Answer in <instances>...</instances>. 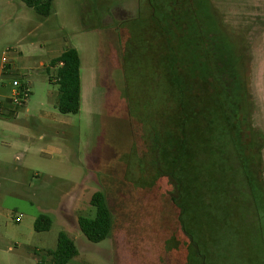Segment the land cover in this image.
<instances>
[{
    "label": "rangeland",
    "instance_id": "1",
    "mask_svg": "<svg viewBox=\"0 0 264 264\" xmlns=\"http://www.w3.org/2000/svg\"><path fill=\"white\" fill-rule=\"evenodd\" d=\"M210 1L231 38L246 47L255 137L240 124L243 153L232 135L220 129L221 115L214 116L220 128L207 131L206 142L187 161L191 204L183 220H189L187 226L209 248L215 264H264V0ZM153 2L159 6V0ZM149 15L147 0H53L48 17L21 0H0V71L6 55L20 68L17 78L31 88L17 117L0 118L1 129L16 123L9 129L17 144L11 150L13 168H19L15 154L30 148L22 175L11 176L18 184L0 176V264H49L47 251L56 248L60 232L77 244L79 253L69 264H178L177 257L165 255L166 240L175 235L187 244V239L178 222L177 227L169 222L172 181L161 173L167 165L158 161L152 131L167 120L174 125L181 108L173 96L161 95L165 83L157 72L149 76L155 81L148 82L150 87L157 82L155 91L143 90L152 93L147 102L135 101L124 79L134 72L147 79L150 70L141 72L132 62L136 57L138 66L145 67L152 60L137 42L143 27L136 18ZM111 30L124 37V56ZM67 47H75L81 57L77 114L59 112L58 85L50 83L46 71ZM13 79L12 73L0 74V93L5 84L4 93L10 94ZM139 86L147 87L143 82ZM126 116L132 117L133 136ZM4 142L0 137V148ZM224 147L231 151L229 160L234 156L232 163ZM230 186L235 188L229 194ZM104 189L113 207V229L107 239L93 243L81 232L78 218L95 217L92 196ZM41 214L52 219V226L37 232L34 222Z\"/></svg>",
    "mask_w": 264,
    "mask_h": 264
},
{
    "label": "trees",
    "instance_id": "2",
    "mask_svg": "<svg viewBox=\"0 0 264 264\" xmlns=\"http://www.w3.org/2000/svg\"><path fill=\"white\" fill-rule=\"evenodd\" d=\"M21 1L27 7L34 9L41 17H48L52 13L53 0ZM139 1L141 2V0ZM147 4L150 10L149 18H139V16L136 18L143 27L141 39L137 42H142L141 46L147 50V57L151 56L152 60L149 58V64L148 66L144 65L145 67L138 66V63L134 61L136 57L132 63L136 65V68H140L141 72L150 71L145 72L146 81L136 74L138 72H134L135 75L133 74L131 78H127L124 73V79L126 83L131 84L127 88L133 91L134 100H144L145 102L149 97L152 98V93L145 92L147 94L142 98L138 94H145L144 91H148V89L149 92H152V89L153 92L155 91L157 82L153 87L148 86V82L155 81H150L153 73L157 72L160 76L159 79L163 77L165 81L169 82L167 84V81L160 80L165 83V89L161 95L173 96L174 100L171 98V101L180 105L181 115L172 126L170 124L173 121L167 120L165 124L162 123L164 126H159L158 129L153 127L152 134L153 143L159 155L158 161L159 163H161L160 160L165 161L167 165L165 168H160L161 173L168 175L174 186L171 197H167L168 203H171L168 209L173 217H168L169 222L174 227H177L178 222L180 233H185L187 239L186 244L183 238H174L176 241L174 246L188 249L189 264H215L211 261L209 248L205 243L201 244V240L199 241L195 236L196 233L187 226L189 220L186 223L183 220V217L188 214L191 204L188 178L186 179L185 175L188 158L194 155L202 143L206 142L207 131L212 130L215 126L217 130L218 127L220 128L218 122L220 120L218 119L214 123V116L221 115L224 124L221 122L222 128L220 129L225 134L232 135L242 152L244 150L238 139L240 124H246L251 132L250 136L255 137L251 117L253 105L246 67V47L239 38L237 42L231 38L217 13L213 12L210 0H159V6L155 5L153 0H147ZM111 36L117 41V50L121 51L124 37L121 33L118 34L113 30H111ZM121 53L124 56L122 51ZM137 53L139 55V48ZM54 70L55 73H53ZM46 71L50 83L58 85L57 109L59 112L77 114L81 106V57L79 51L75 47L67 48L50 60ZM9 74L6 73V75ZM163 75H166V79ZM21 82L22 85L26 84L22 78ZM139 82L145 83L147 87H140ZM154 95L160 96L156 93ZM166 98L164 97V102H166ZM26 104L27 102L20 107H24ZM125 105L127 110L128 103ZM131 118V116H126L125 120L132 135ZM223 150L228 163H232L234 156L233 160L227 158L231 151H226L225 147ZM247 157L251 160L249 156ZM248 168L251 170L249 164ZM234 188L235 186H230L227 190L228 193L233 192ZM185 195L188 203L185 201ZM107 199L109 197L105 189L96 191L91 200L97 208L95 217L80 216L78 218L81 232L93 243L107 239L112 233L114 213L113 207L111 203L107 202ZM173 219L175 223L172 222ZM51 226L52 219L48 215L41 214L35 219L34 229L37 232L48 231ZM172 240V238L166 240L168 247H171L169 243ZM201 246H205L207 250L202 252ZM78 253L75 240L66 232H60L56 248L47 251L48 256L52 259L51 264H69Z\"/></svg>",
    "mask_w": 264,
    "mask_h": 264
},
{
    "label": "crops",
    "instance_id": "3",
    "mask_svg": "<svg viewBox=\"0 0 264 264\" xmlns=\"http://www.w3.org/2000/svg\"><path fill=\"white\" fill-rule=\"evenodd\" d=\"M56 48V47H53ZM69 48V47H67ZM67 48H61L60 53L61 54L64 50H66ZM58 54V55H59ZM41 64H44V62H41ZM10 67V71H12L13 75H18V71L20 70V68H18V66H15L13 63H9ZM2 68V66H1ZM0 74H3V71L1 69ZM25 83V82H24ZM2 84V83H1ZM2 86V90L3 93H0V101L2 102V105L4 107H7L11 110V114L8 115V117L10 118H15L17 117L18 114V109L20 107H16L14 108L11 104V95H12V91L11 90L10 94H5L4 93V89H5V84L1 85ZM59 96V90H58V95H57V99ZM27 105V104H26ZM26 105L24 107H26ZM8 117H0V118H8ZM13 125H11V127H7L8 129H1L0 128V137H2V139H7L8 142H4V144H6L5 147L0 148V176L4 177V180H10L11 183H19V180L11 178V176H17V175H22V172L20 171V168L24 167L26 165V160L29 154V147L25 148L23 151H21L19 154H15L14 158H15V162H16V166H18L19 168H13L10 165V156H11V150L12 148H16V143L14 141L13 138H11V134L9 133V129L13 130L14 129V124L16 123H11ZM19 128V127H18ZM24 136L23 134L21 135V137ZM43 154L46 153V150L44 148H40L39 149ZM10 177V178H7ZM3 184L0 183V189L2 188ZM72 261V260H71ZM70 261V262H71ZM41 264H43L42 262H40ZM52 263V259L50 261L49 264Z\"/></svg>",
    "mask_w": 264,
    "mask_h": 264
},
{
    "label": "built area",
    "instance_id": "4",
    "mask_svg": "<svg viewBox=\"0 0 264 264\" xmlns=\"http://www.w3.org/2000/svg\"><path fill=\"white\" fill-rule=\"evenodd\" d=\"M9 60L7 56L2 57V71L3 74L12 73L10 71V65H9ZM9 74V75H10ZM13 74V73H12ZM16 76V78H15ZM31 96V88L30 86L26 83L25 85H22L21 79L19 77L17 78V75H14L13 79V91L11 95V104L14 108L20 107L26 103ZM11 114V110L7 107H4L2 105V102L0 101V117H5Z\"/></svg>",
    "mask_w": 264,
    "mask_h": 264
},
{
    "label": "flooded vegetation",
    "instance_id": "5",
    "mask_svg": "<svg viewBox=\"0 0 264 264\" xmlns=\"http://www.w3.org/2000/svg\"><path fill=\"white\" fill-rule=\"evenodd\" d=\"M120 22H123V21H120ZM121 23H119L120 25ZM169 180H170V177L168 176ZM172 187H173V190L170 191V195L169 197H171V193L174 191V186L172 184ZM173 203V201H172ZM177 219H179L177 217ZM184 235L185 236V233H181V235ZM170 237H173L172 241L169 243L171 245V247H168L167 244L165 243V249H164V252L166 253L165 255H168L171 259V257H177L176 259L178 260V264H189V257H188V249H180L178 247H175L174 245L176 244V241H174V238L177 239V237H175V235H172ZM169 239V238H168ZM158 251V250H157ZM166 264V263H164Z\"/></svg>",
    "mask_w": 264,
    "mask_h": 264
}]
</instances>
